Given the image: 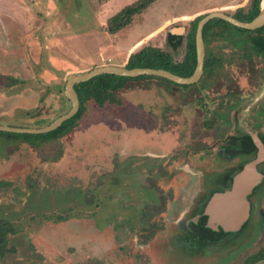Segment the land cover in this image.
Segmentation results:
<instances>
[{
    "label": "rangeland",
    "instance_id": "374dc122",
    "mask_svg": "<svg viewBox=\"0 0 264 264\" xmlns=\"http://www.w3.org/2000/svg\"><path fill=\"white\" fill-rule=\"evenodd\" d=\"M134 1L0 0V125L45 126L71 106L64 103L63 90L69 75L108 64L124 66L140 45L164 47L169 33L185 35L182 29L196 17L212 11L233 14L250 2L155 0L124 29L106 31L108 19ZM208 47L210 54L224 58L220 70L227 82L218 92L231 88L232 80L251 92L256 81L246 62L241 65L239 48L223 39ZM256 62V70L261 69L264 60ZM167 85L131 79L119 92L122 105L98 108L91 102L77 127L38 147L0 132V217L22 228L13 237L16 252L0 264H243L262 249L264 192L254 198L257 234L237 251L223 247L190 254L188 240L173 234L168 221L193 193L197 167L216 166L218 159L210 160L211 152L200 153L197 147L215 145L199 136L200 83L176 87L174 95L165 91ZM25 135L41 140L19 133ZM148 152L167 156L160 162L165 174L146 162ZM142 189H153L158 203H165L164 212L154 217L163 226L156 235L141 211ZM99 195L100 204L86 202V196Z\"/></svg>",
    "mask_w": 264,
    "mask_h": 264
},
{
    "label": "flooded vegetation",
    "instance_id": "af4514ba",
    "mask_svg": "<svg viewBox=\"0 0 264 264\" xmlns=\"http://www.w3.org/2000/svg\"><path fill=\"white\" fill-rule=\"evenodd\" d=\"M255 34L256 33H253V35H251L256 36ZM210 43L211 42H205L206 57L209 54L208 46ZM230 43L239 48L240 54L238 59H241L242 66L243 63L246 62L244 67L247 66V68H249V71L252 72L256 82L252 84L251 92H249L243 90L238 82L229 80L231 81V88L225 92H218V89L227 82L223 72L220 70L221 66L223 67L222 64L215 67L217 70L215 69L211 77L208 76L204 79L201 78L202 80L200 79L198 81L201 87L200 103L202 104L200 107V115L202 117L200 132L202 131L203 133L199 136L203 142H208V139L215 140V145L211 146L205 144L197 147L200 149V153L204 152L209 154L211 152L213 156L210 160L212 158H217L218 162L216 163V166H208L205 164L202 168L197 167L199 176L193 193L190 194L184 208L179 211V214L176 215L175 218L170 219V222L168 221L170 227L172 222V228H174L173 234L179 238L189 240L188 244H191L194 247L204 245V238L208 235H219L213 243H210L211 245L208 244L204 249L209 250V252H212V249L216 252L223 247L229 249H233L232 247H234L236 248L235 251H237L245 241H249L257 234L260 222L259 220L254 222V198L264 192V161H262L258 164L257 168L263 174V179L249 196L251 202L250 217L244 225V229L227 232L223 231L221 228H219L221 229L220 231H218V228L211 230L207 229L206 224L208 215H205V209L210 194L213 191H222L226 187H230L234 175L242 169L246 163L256 158L258 148L254 142L253 134H257L258 138L264 144V130L260 128V123L262 121L264 122V86L258 93H256V91L254 92V90L260 89V86L257 87L256 85L259 81L264 79V65L261 69L256 70L259 68L256 59L264 60V50L260 51L261 48L257 46L256 41L253 39H239L231 41ZM218 82H221L219 86ZM211 83H214V85L217 84V86H213ZM192 85H189L187 89L191 88ZM175 88L176 86L168 83V85L165 86V91L170 95H174ZM209 101L213 104V107H209ZM122 104L123 103L116 105ZM239 115L240 117H238ZM202 128H204V130H202ZM207 129H209V131ZM211 130H213V132ZM191 142H193V140H191ZM157 146L158 145L156 144V148ZM187 151L188 157L192 152L190 147H188ZM148 154L149 155L146 154V162H150L153 165L155 164L154 167L156 168L163 169V174H165L167 171L164 166L162 167L160 162L167 156L151 152H148ZM127 161L128 160L125 159L123 163L126 164ZM188 164H190V162H188ZM190 172L193 173L192 171ZM161 228H163L162 223L161 226L159 225L157 230H155L154 234L156 235ZM209 252L207 253L210 255Z\"/></svg>",
    "mask_w": 264,
    "mask_h": 264
},
{
    "label": "trees",
    "instance_id": "16d2710c",
    "mask_svg": "<svg viewBox=\"0 0 264 264\" xmlns=\"http://www.w3.org/2000/svg\"><path fill=\"white\" fill-rule=\"evenodd\" d=\"M155 0H136L131 4L126 5L121 10H119L115 15L107 21L106 31L109 33H115L126 26L130 25L134 17L137 14L142 13L147 9ZM261 0H250L245 6L240 7L235 10L233 14L227 13L234 16L235 18L242 21H251L260 12ZM204 15H200L195 19L190 21L189 28H183L186 31L185 35L178 36L169 33L166 39L164 47H159L155 45H144L131 52L128 56L127 62L125 64L128 68L135 67H151V68H162L169 70L180 76L188 77L193 74L196 64H197V53L195 46V34L198 21ZM184 33V32H183ZM182 33V34H183ZM256 33V36H252ZM252 34V35H251ZM251 35V36H250ZM203 37L206 43L213 40L223 39L227 40L229 43L235 40H247L253 39L256 41L257 46L261 48L260 51L264 50V26L256 30H247L244 28H239L229 23L226 20L215 18L210 20L204 27ZM224 58L222 55L208 54L205 60L204 74L202 79L211 77L215 71V67L223 64ZM217 70V69H216ZM209 77V78H210ZM157 79L159 81L167 82L176 87H189V85H181L162 77L157 76H138V77H122L110 74H103L96 76L88 81L79 82L75 85V89L79 95L80 108L78 112L70 119L63 122V124L57 129L47 132L33 134L41 136L40 141H33L31 136L25 135L19 136V133L0 131L6 134L11 140L14 136V140L22 139L27 141L29 144L38 147L41 144L47 143L51 140L61 138L71 132L75 127L78 126L79 122L85 117V114L89 111L88 104L93 102L96 103L98 108H103L107 103L110 104H121L123 101L119 96V92L122 91L127 86V82L132 80H142V79ZM201 79V80H202ZM7 80L19 81L18 78L8 77ZM14 82V83H15ZM65 92V88L63 89ZM66 94L64 103H71L69 96ZM65 107V106H64ZM71 106H68V110ZM67 110V111H68ZM66 111V112H67ZM65 112V113H66ZM64 114V113H63ZM47 125V124H46ZM13 134V135H12ZM26 134V133H25ZM252 141V140H251ZM253 143V141H252ZM254 145V143H253ZM255 146V145H254ZM254 148V147H253ZM121 163L116 164V168L119 167ZM117 171V169H116ZM114 174V173H113ZM148 190V191H147ZM89 191V190H88ZM153 189H142V194H144L145 205L143 215L148 217L147 222H153V234L155 230L159 227L160 223L154 219V217L160 215L165 209V203L160 205L157 201L156 196L153 194ZM93 192V191H91ZM86 202L91 205L94 199L101 203V196H96L92 198L85 197ZM98 205V204H97ZM97 207L96 205H94ZM86 207H90L89 205ZM71 212L75 211V207H70ZM139 212V211H138ZM139 214V213H138ZM151 215V216H150ZM150 216V217H149ZM144 221V220H143ZM142 221V222H143ZM157 221V222H156ZM138 222V221H137ZM100 223H102L100 221ZM102 225V224H101ZM206 228V227H205ZM203 229V227H202ZM22 231L21 224L12 221L6 217H0V262L6 260L9 254L16 252V245L13 244V237L20 234ZM208 235L206 238H209ZM204 238V240L206 239ZM190 254H199L198 247L190 246ZM192 257V255H191ZM264 259V246L262 249L251 256L243 264H256L258 261Z\"/></svg>",
    "mask_w": 264,
    "mask_h": 264
},
{
    "label": "water",
    "instance_id": "95a60500",
    "mask_svg": "<svg viewBox=\"0 0 264 264\" xmlns=\"http://www.w3.org/2000/svg\"><path fill=\"white\" fill-rule=\"evenodd\" d=\"M215 18L226 20L239 28L256 30L264 26V0H261L259 14L251 21L239 20L223 11L209 12L198 21L195 34L197 64L193 74L188 77L180 76L162 68H128L125 65L120 66L112 64L97 66L85 73L71 74L67 77L65 90L70 98L71 107L66 113L58 116L49 124L40 128L0 125V131L39 134L57 129L63 124V122L72 118L80 108L79 95L75 89V85L79 82H85L103 74L122 77H138L144 75L157 76L181 85H192L197 83L203 76L205 66L206 50L203 37L204 27L210 20ZM182 30L179 29L178 33H182ZM253 139L258 148L256 158L246 163L242 169L234 175L230 187H226L222 191H213L210 194V198L205 209V215H208L206 224L208 230L218 228V231L221 229L226 232L240 231L241 229H244V225L250 217L251 202L249 196L252 194L254 188L262 182L263 174L258 170L257 166L260 162L264 161V144L258 138L257 134H253ZM218 236L219 235L209 236V238L204 240V245L198 246V248L204 252V249L208 246V244L211 245L210 243H213Z\"/></svg>",
    "mask_w": 264,
    "mask_h": 264
},
{
    "label": "crops",
    "instance_id": "0c3cea01",
    "mask_svg": "<svg viewBox=\"0 0 264 264\" xmlns=\"http://www.w3.org/2000/svg\"><path fill=\"white\" fill-rule=\"evenodd\" d=\"M181 34V33H180ZM137 44H139V43H137ZM137 44H135L134 46H137ZM130 54V53H129ZM149 91H152L151 89H148Z\"/></svg>",
    "mask_w": 264,
    "mask_h": 264
}]
</instances>
